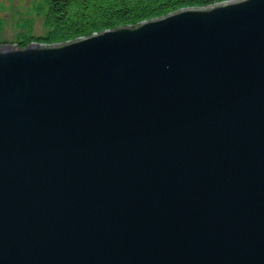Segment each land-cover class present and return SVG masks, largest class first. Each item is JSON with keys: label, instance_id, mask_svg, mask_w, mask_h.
Segmentation results:
<instances>
[{"label": "water", "instance_id": "water-1", "mask_svg": "<svg viewBox=\"0 0 264 264\" xmlns=\"http://www.w3.org/2000/svg\"><path fill=\"white\" fill-rule=\"evenodd\" d=\"M0 264H264V0L1 44Z\"/></svg>", "mask_w": 264, "mask_h": 264}, {"label": "trees", "instance_id": "trees-1", "mask_svg": "<svg viewBox=\"0 0 264 264\" xmlns=\"http://www.w3.org/2000/svg\"><path fill=\"white\" fill-rule=\"evenodd\" d=\"M49 33L39 40L60 44L122 26H135L171 12L227 0H43ZM42 4V3H41ZM28 40L19 41L21 47Z\"/></svg>", "mask_w": 264, "mask_h": 264}, {"label": "rangeland", "instance_id": "rangeland-1", "mask_svg": "<svg viewBox=\"0 0 264 264\" xmlns=\"http://www.w3.org/2000/svg\"><path fill=\"white\" fill-rule=\"evenodd\" d=\"M41 0H0V43L18 42L20 34L39 37L45 32Z\"/></svg>", "mask_w": 264, "mask_h": 264}, {"label": "bare ground", "instance_id": "bare-ground-1", "mask_svg": "<svg viewBox=\"0 0 264 264\" xmlns=\"http://www.w3.org/2000/svg\"><path fill=\"white\" fill-rule=\"evenodd\" d=\"M40 3H42V4H40V5H42L43 6V4H45L44 3V1L43 0H41V2ZM219 3V2H218ZM215 4V3H214ZM43 7H45V6H43ZM44 24H45V20H44ZM45 27H46V24H45ZM123 27H125V26H123ZM50 31H49V29L46 27V29H45V32L43 33V34H41L39 37H34V36H31V35H29V34H20V35H23L22 37L23 38H19V41H24V40H30V41H32V42H30V43H33V44H35V45H45V44H42V43H40L39 42V40L40 39H42V38H44L45 36H46V34L47 33H49ZM79 39V38H78ZM74 40H76V39H74ZM19 41L17 42H14V43H5L6 45L7 44H10V45H13V44H15L19 49H23V48H25V47H21V45L19 44ZM71 41H73V40H71ZM66 42H69V41H66ZM66 42H64V43H66ZM29 43V44H30ZM2 43H0V45H1ZM4 43H3V45H5ZM28 44V45H29ZM60 44H63V43H60ZM54 45H56V44H54Z\"/></svg>", "mask_w": 264, "mask_h": 264}]
</instances>
